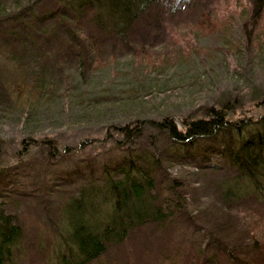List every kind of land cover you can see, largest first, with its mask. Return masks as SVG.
Listing matches in <instances>:
<instances>
[{"label": "trees", "instance_id": "obj_1", "mask_svg": "<svg viewBox=\"0 0 264 264\" xmlns=\"http://www.w3.org/2000/svg\"><path fill=\"white\" fill-rule=\"evenodd\" d=\"M177 1L0 0V102L10 115L32 118L60 87L49 73L54 63L61 72L95 71L127 53L137 66L132 74H140L154 56L171 52L173 35L157 48L153 42ZM232 5L226 17L203 10L197 27L224 32L236 47L237 33L258 44L264 0ZM258 102L257 118L208 106L183 126L164 113L109 123L101 138L73 146L28 134L10 161L0 150V264H16L21 245L38 248L37 233L28 240L27 207L43 222L50 214L58 222L52 231L65 250L42 264H189L197 251L182 260L181 247L170 248L177 230L200 231L202 248L233 264H264V221L247 220L258 214L243 207L253 199L264 213V98ZM184 163L224 172L211 198L192 176L170 171ZM24 171L37 176L24 180Z\"/></svg>", "mask_w": 264, "mask_h": 264}, {"label": "rangeland", "instance_id": "obj_2", "mask_svg": "<svg viewBox=\"0 0 264 264\" xmlns=\"http://www.w3.org/2000/svg\"><path fill=\"white\" fill-rule=\"evenodd\" d=\"M234 1L178 0L171 3L160 28L163 35L153 42L159 43L155 45L157 48L165 36L173 35L171 52L165 57L154 56L138 75L132 74L137 66L127 53L118 54L117 58L95 71L80 69L72 73L68 69L61 72L57 68L58 63H54L49 73L60 87L53 99L32 118L25 120L10 115L5 104L0 102V136L6 137V142L0 145L4 152L1 156L13 160L15 149L21 145L20 139L28 134L40 138L48 135L62 144L73 146L85 136L101 138L109 123L155 118L164 113L172 114L183 126L184 119L204 115L208 106L222 108L233 115L254 114L257 118L262 109L258 101L264 98V25L257 27L263 32L258 44L253 45L252 39L248 42L237 33L235 39L240 46L236 47L226 40L224 32L205 33L195 22L203 10L226 17ZM240 1L244 3L247 0ZM170 27L176 28V32L170 33ZM249 131L251 128L247 127L243 132ZM143 139L146 138H140L138 142ZM113 152L118 150L114 148ZM34 155L40 160L42 152L35 151ZM170 171L175 175L192 176L203 186L201 194L205 198H211L214 184L224 177L223 171L214 172L191 163L171 166ZM23 175L24 180L37 176L32 171H24ZM245 202L243 207H249L258 214L248 213L247 220L264 221L261 204H256L253 199ZM30 204L34 205L33 202ZM24 210L28 213V240L33 237L31 233H37L38 248L25 246L23 251L20 244L16 264H42L63 253L61 236L52 231L58 223L55 214L49 215L51 219L44 215L47 222H43L34 215L35 210L31 207ZM172 238L170 248L180 246L182 260L190 249L195 254L198 252L189 264H233L224 253L215 255L213 247L202 248L205 240L200 231L177 230Z\"/></svg>", "mask_w": 264, "mask_h": 264}]
</instances>
